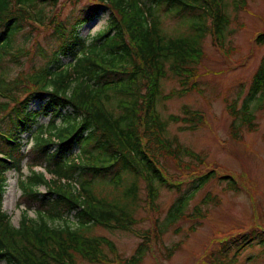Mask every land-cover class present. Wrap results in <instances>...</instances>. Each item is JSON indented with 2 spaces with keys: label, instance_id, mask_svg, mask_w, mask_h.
<instances>
[{
  "label": "trees",
  "instance_id": "1",
  "mask_svg": "<svg viewBox=\"0 0 264 264\" xmlns=\"http://www.w3.org/2000/svg\"><path fill=\"white\" fill-rule=\"evenodd\" d=\"M68 2L73 8L64 17ZM241 4L236 3L237 8ZM225 10L223 0H0V70L5 57L16 63L27 54L22 49L11 53L15 37L23 30L32 35L49 31L59 42L50 54L41 45L30 53L46 60L39 69L14 79L0 73V263L77 264L76 257L90 263L142 262L149 244L159 240L168 227L163 223L165 228L158 231L135 229L139 222L134 217L139 200L137 178L145 182L147 201L154 210L159 187H176L180 192L162 159L183 166L184 155L204 163L176 136L167 137L170 123L183 122L187 125L183 129L194 131L204 122V114L185 107L184 117L170 115L164 120L158 103L199 90L198 67L204 58L201 41L210 34L224 50L225 32L231 24ZM103 12L109 13L105 30L92 39L81 36L79 28ZM189 12L194 14L188 20L190 33L173 36L164 29L166 17L182 19ZM256 42L264 45V34ZM64 57L72 62L63 63ZM169 74L178 79L180 89L164 94L162 82ZM250 92L251 97L264 96V64L255 73ZM35 102L39 109L31 110ZM229 109L234 117L241 116L250 131L255 129L249 110L240 113L235 105ZM41 114H50L48 125L39 124ZM57 120L64 124L57 125ZM236 132L233 125L234 136ZM25 134L33 135L28 150ZM77 145L83 149L81 157L75 158ZM215 169L199 171L200 187L213 178L236 186L233 176L220 177ZM11 171L20 175L18 205L24 210L18 227L4 210L6 175ZM123 174L133 175L135 181L119 197L110 201L97 194L106 184L119 191ZM41 186L46 192L39 190ZM185 205L179 197L168 222L192 218L184 214ZM54 221L64 225L52 227ZM94 225L130 232L142 242L131 257H118L112 241L84 234L85 228ZM254 241L264 243V232L252 230L223 241L206 264H233ZM182 244L167 248L168 258ZM104 247L116 258L108 257Z\"/></svg>",
  "mask_w": 264,
  "mask_h": 264
},
{
  "label": "rangeland",
  "instance_id": "2",
  "mask_svg": "<svg viewBox=\"0 0 264 264\" xmlns=\"http://www.w3.org/2000/svg\"><path fill=\"white\" fill-rule=\"evenodd\" d=\"M223 1L226 5L225 11L231 18V24L225 32L224 50H220L215 37L210 34L201 41L204 58L198 67L199 90L171 100H160L158 103V110L164 120L170 115L184 117L185 107L204 114V122L198 124L194 131L183 129L187 126L183 122L170 123L167 128V137L176 136L185 147L198 153L204 163L184 155L181 156L183 166L177 165L170 158L162 159L171 182L179 186L180 192L176 187L173 190L159 187L160 196L156 200L157 209L154 210H151L147 201L145 182L137 178L139 200L134 217L139 222L135 229L144 232L154 228L158 231L159 228H165L163 223L168 227L159 240L149 244L140 264H206L210 254L220 249L223 241L243 237L252 230L264 232V96L250 95L253 77L264 64V45L256 42L264 34V0ZM236 3L242 4L237 8ZM72 8V3L64 5L63 16L69 15ZM192 15L194 14L189 12L182 19L166 17L163 27L173 36L188 34V20ZM108 17L109 13L103 12L99 18L81 26L80 35L92 39L105 30ZM206 24H210V20ZM28 31L23 30L18 34L11 48V53L22 49L27 54L16 63L8 61L9 57L1 62L3 71L0 70V73L6 72L8 79H14L22 72H32L45 64L46 60L41 55L30 54L37 47L41 45L50 54L59 45L49 31H38L34 35L27 33ZM188 36L197 40L194 35ZM62 61L68 64L72 59L64 57ZM179 84L178 79L169 74L168 79L162 82L163 93L180 89ZM231 105H235L240 113L249 110L254 115L253 131L243 125L241 116L232 115L229 109ZM30 109L38 110L39 102L33 103ZM50 118V114H41L38 122L46 126ZM56 124L64 123L57 120ZM233 125L237 130L236 136L232 133ZM32 138L33 135H24L26 150L33 145ZM82 149V145H77L73 156L81 157ZM214 168L220 177L233 176L236 186L231 188L228 181L213 178L200 187L196 179L199 171L205 172ZM23 172L28 174L25 168ZM6 176L4 210L13 225L18 227L24 210V207L19 208L18 205L21 196L18 185L20 175L11 171ZM123 178L119 191H114L111 185L106 184L103 185L104 188L97 189V194L100 197L106 195L110 201L119 197L125 186H130L135 181L133 175L123 174ZM39 190L46 192L43 186ZM179 197L186 201L184 214H191L192 218L185 217L168 222L170 209L178 202ZM197 208L200 214L196 213ZM29 217L36 219V214L29 212ZM69 223L75 225L72 219H69ZM63 225L61 221L51 223L52 227ZM89 227L84 229V234L91 238H107L112 241L118 257H131L142 242L138 236L127 231L95 225ZM178 242H183L182 247L173 257L168 258L167 248ZM104 252L111 259L116 258L109 248L104 247ZM76 263L110 264L90 263L80 257H76ZM233 264H264V243L254 241L249 244Z\"/></svg>",
  "mask_w": 264,
  "mask_h": 264
}]
</instances>
